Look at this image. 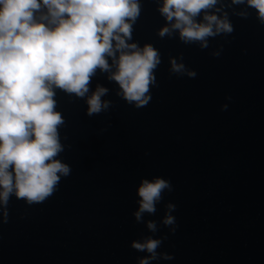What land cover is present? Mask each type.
<instances>
[{
  "label": "water",
  "instance_id": "water-1",
  "mask_svg": "<svg viewBox=\"0 0 264 264\" xmlns=\"http://www.w3.org/2000/svg\"><path fill=\"white\" fill-rule=\"evenodd\" d=\"M37 2L33 21L54 29ZM137 2L126 43L151 46L160 61L148 102L127 101L110 79L120 52L104 57L109 70L95 69L84 96L52 86L63 121L54 159L69 173L57 174L41 202L15 190L0 201V264H140L150 254L132 243L148 238L161 241L149 264H264V21L247 0H217L195 22L226 17L232 31L202 47L171 29L163 0ZM164 27L170 33L161 37ZM173 60L182 71H173ZM97 88L107 90L100 99L108 106L88 115ZM156 178L170 190L137 222V189ZM166 215L174 224L163 223Z\"/></svg>",
  "mask_w": 264,
  "mask_h": 264
},
{
  "label": "clouds",
  "instance_id": "clouds-1",
  "mask_svg": "<svg viewBox=\"0 0 264 264\" xmlns=\"http://www.w3.org/2000/svg\"><path fill=\"white\" fill-rule=\"evenodd\" d=\"M242 2L232 0L234 4ZM42 3L49 9L51 22L56 24L52 30L33 21V12L40 7L37 0H0L2 202L7 201L13 190L18 198L30 203L41 202L52 194L60 179L57 174L69 173L68 166L54 159L62 150L57 126L63 121L53 110V85L82 97L88 92L95 69L109 70L104 57L120 52L117 71L110 79L119 84L127 101L136 102L139 107L149 100L145 94L154 81L152 71L160 62L159 54L151 46L139 50L136 44L126 43V39H131L132 24L139 16L137 0H42ZM216 3L217 0H163L159 11L166 21H175L171 29L179 30L185 43L200 41L202 47H207V37L232 31L226 17L205 14L206 23L195 22L202 10ZM247 3L264 21V0H247ZM169 33L170 28L164 27L159 35ZM172 65L175 72L183 70L174 60ZM106 91L97 88L87 102L88 115L108 106L100 99ZM166 189L170 190V184L162 178L141 182L137 189L139 207L133 213L137 222L144 213L155 212V205ZM168 209L174 210V205H168ZM174 222L171 215L163 220L165 225ZM147 227L156 231L154 222H149ZM160 244V240L151 238L143 243L133 242L134 249L150 254L140 264H149Z\"/></svg>",
  "mask_w": 264,
  "mask_h": 264
}]
</instances>
